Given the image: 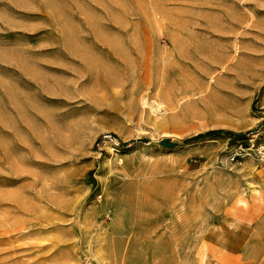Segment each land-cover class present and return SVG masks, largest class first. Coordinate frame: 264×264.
<instances>
[{
	"label": "rangeland",
	"instance_id": "1",
	"mask_svg": "<svg viewBox=\"0 0 264 264\" xmlns=\"http://www.w3.org/2000/svg\"><path fill=\"white\" fill-rule=\"evenodd\" d=\"M251 135L264 0H0V264H264Z\"/></svg>",
	"mask_w": 264,
	"mask_h": 264
},
{
	"label": "built area",
	"instance_id": "2",
	"mask_svg": "<svg viewBox=\"0 0 264 264\" xmlns=\"http://www.w3.org/2000/svg\"><path fill=\"white\" fill-rule=\"evenodd\" d=\"M254 156L260 163H264V145H260L255 135L245 140L236 141L228 155V162L239 164L245 157Z\"/></svg>",
	"mask_w": 264,
	"mask_h": 264
},
{
	"label": "crops",
	"instance_id": "3",
	"mask_svg": "<svg viewBox=\"0 0 264 264\" xmlns=\"http://www.w3.org/2000/svg\"><path fill=\"white\" fill-rule=\"evenodd\" d=\"M254 203L251 207V212L244 218L245 224H258L264 221V189L258 191L254 197Z\"/></svg>",
	"mask_w": 264,
	"mask_h": 264
},
{
	"label": "trees",
	"instance_id": "4",
	"mask_svg": "<svg viewBox=\"0 0 264 264\" xmlns=\"http://www.w3.org/2000/svg\"><path fill=\"white\" fill-rule=\"evenodd\" d=\"M215 134H216V132H214V131H209V132H206V133H204V134H198V135H196V136H193V137H191V138L185 140V142L200 141V140H202V139H205V138L210 137V136L215 135ZM121 145H124V144L121 143Z\"/></svg>",
	"mask_w": 264,
	"mask_h": 264
},
{
	"label": "water",
	"instance_id": "5",
	"mask_svg": "<svg viewBox=\"0 0 264 264\" xmlns=\"http://www.w3.org/2000/svg\"><path fill=\"white\" fill-rule=\"evenodd\" d=\"M164 144H165L166 146H172V144H169L168 141H166V140L164 141Z\"/></svg>",
	"mask_w": 264,
	"mask_h": 264
}]
</instances>
